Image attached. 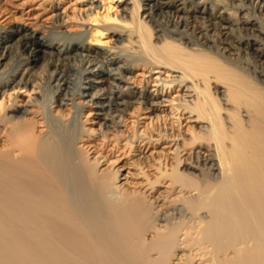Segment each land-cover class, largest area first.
I'll list each match as a JSON object with an SVG mask.
<instances>
[{
  "label": "bare ground",
  "instance_id": "obj_1",
  "mask_svg": "<svg viewBox=\"0 0 264 264\" xmlns=\"http://www.w3.org/2000/svg\"><path fill=\"white\" fill-rule=\"evenodd\" d=\"M76 2L0 27V264H264V0Z\"/></svg>",
  "mask_w": 264,
  "mask_h": 264
},
{
  "label": "rangeland",
  "instance_id": "obj_2",
  "mask_svg": "<svg viewBox=\"0 0 264 264\" xmlns=\"http://www.w3.org/2000/svg\"><path fill=\"white\" fill-rule=\"evenodd\" d=\"M21 1V0H20ZM20 2L18 0H0V27H3L5 29H10L13 28L17 25H23L24 27H27L28 29L32 30V31H36L37 36H41L42 34H45L47 31V29H44L46 27L49 28V25L46 23L48 20H45L46 17L49 16V14H47L48 11L45 8H48V4L50 3V0H28L27 5L25 6H16L18 5ZM79 4H77L76 0H63V3L61 5V9H65L64 12V20L69 24H67V31H69V33H74V32H78L79 31V27H72L73 21H75V14H76V10L78 8H80L78 6ZM41 16V17H40ZM41 21V22H40ZM43 26V30H40L39 32H37L40 28L42 29ZM40 27V28H39ZM72 27V28H71ZM78 30V31H77ZM70 33V34H71ZM110 41V40H109ZM105 42V41H104ZM113 42L110 41L109 43H107L106 46H112ZM92 48H95V46H92ZM104 46H100L98 48L97 51L100 52H104ZM106 58H111V56L109 55H105ZM157 72V71H156ZM160 72V71H158ZM135 75V81H137V83L139 84H144L145 82L153 85V81H157L155 79L159 78L158 74H149L147 73V71L143 72L140 70H136L134 72ZM163 76V77H162ZM161 78H163L164 80H169V75L165 74L162 75ZM139 85V86H142ZM158 85H161V83H159ZM159 88V87H158ZM157 87H151L150 90H156L158 89ZM161 92V89H159ZM165 90L163 89L162 93L165 94ZM170 92V89L168 90V93ZM172 97L175 96L174 93L171 94ZM89 101V98L86 100V102ZM79 102L80 105H83L84 101H77ZM91 104V103H89ZM87 111V112H86ZM88 111H92L91 109H85L83 110L84 115H88ZM67 113V112H66ZM94 110L92 111V114H94ZM70 116V115H69ZM133 120V119H131ZM175 120V119H174ZM141 122L143 123L144 120H141ZM147 123V121H146ZM177 123H173V126H176ZM142 126V125H140ZM171 126H167L166 128H170ZM94 129H98V126L93 127ZM176 128V127H175ZM185 129V123L182 124L180 131H186ZM142 130V129H139ZM99 133H101V130L99 131ZM165 147V145H160V147L158 148V150H162V148ZM146 218L148 219V224L152 225V221L150 219L151 216L150 214L146 213ZM150 218V219H149ZM232 257V254H225V255H221L219 257V259H226V258H230ZM200 262V263H199ZM188 264V263H187ZM191 264H211V262H206L204 259L201 261H198V263L196 262H192ZM213 264V263H212Z\"/></svg>",
  "mask_w": 264,
  "mask_h": 264
}]
</instances>
